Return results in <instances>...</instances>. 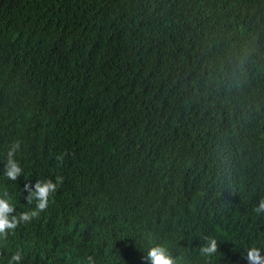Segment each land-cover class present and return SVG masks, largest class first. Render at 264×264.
Returning <instances> with one entry per match:
<instances>
[{
	"label": "trees",
	"instance_id": "1",
	"mask_svg": "<svg viewBox=\"0 0 264 264\" xmlns=\"http://www.w3.org/2000/svg\"><path fill=\"white\" fill-rule=\"evenodd\" d=\"M56 177L36 222L57 232L5 255L98 264L127 240L118 264H139L129 247L152 239L196 264L264 251V0H0V193L19 204L25 181Z\"/></svg>",
	"mask_w": 264,
	"mask_h": 264
},
{
	"label": "clouds",
	"instance_id": "2",
	"mask_svg": "<svg viewBox=\"0 0 264 264\" xmlns=\"http://www.w3.org/2000/svg\"><path fill=\"white\" fill-rule=\"evenodd\" d=\"M20 149V142H13L7 152V160L4 165V175L8 180L16 181L23 172V169L15 159V154ZM56 160L62 162V156H57ZM83 172H89L83 167ZM62 182V178L25 181L23 184L24 198L21 203L16 204L10 200L7 193H0V264H36L33 257L27 253L21 254L18 250L15 254L5 255L2 245L11 238L21 241H29L32 235L46 236L50 233L53 236L60 226L51 223L46 226L44 233L37 230L38 216L47 209L50 196L57 191V186ZM257 214H264V199H260L254 208ZM42 226H45L43 223ZM119 230L114 229V236ZM113 236V237H114ZM87 237V235H86ZM206 245L200 246L202 255H212L217 252L218 245L215 239L205 237ZM127 240L122 246V254L110 243L104 253L102 260L98 264H118L124 257V250ZM146 248L140 252L139 249L130 248L129 250L139 258V264H196L192 258V253L188 252L183 256L174 257L169 249L160 239H152L145 244ZM43 252V257H48L50 251L43 247L37 248V253ZM22 256L24 262H22ZM246 260L248 264H264V251L256 246L246 248ZM62 264H84L81 256L76 255L69 258ZM87 264H94L93 258H87Z\"/></svg>",
	"mask_w": 264,
	"mask_h": 264
}]
</instances>
